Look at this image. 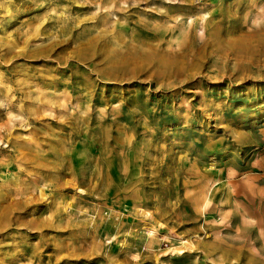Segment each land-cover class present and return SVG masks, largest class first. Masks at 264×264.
<instances>
[{"label":"rangeland","instance_id":"obj_1","mask_svg":"<svg viewBox=\"0 0 264 264\" xmlns=\"http://www.w3.org/2000/svg\"><path fill=\"white\" fill-rule=\"evenodd\" d=\"M0 264H264V0H0Z\"/></svg>","mask_w":264,"mask_h":264},{"label":"bare ground","instance_id":"obj_2","mask_svg":"<svg viewBox=\"0 0 264 264\" xmlns=\"http://www.w3.org/2000/svg\"><path fill=\"white\" fill-rule=\"evenodd\" d=\"M209 199V198H208ZM208 201V200H207ZM207 201L205 202V206H206V204H207Z\"/></svg>","mask_w":264,"mask_h":264}]
</instances>
